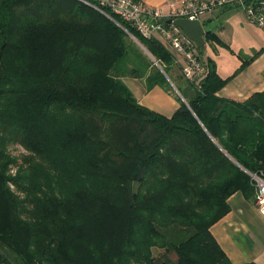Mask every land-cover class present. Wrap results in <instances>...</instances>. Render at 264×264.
Listing matches in <instances>:
<instances>
[{
    "label": "trees",
    "instance_id": "trees-1",
    "mask_svg": "<svg viewBox=\"0 0 264 264\" xmlns=\"http://www.w3.org/2000/svg\"><path fill=\"white\" fill-rule=\"evenodd\" d=\"M107 13L123 28L79 0H0V264H231L210 228L256 194L264 91L221 98L211 66L189 83ZM176 67L169 118L122 81L173 92Z\"/></svg>",
    "mask_w": 264,
    "mask_h": 264
},
{
    "label": "crops",
    "instance_id": "crops-1",
    "mask_svg": "<svg viewBox=\"0 0 264 264\" xmlns=\"http://www.w3.org/2000/svg\"><path fill=\"white\" fill-rule=\"evenodd\" d=\"M138 1L164 13L180 4V0ZM243 13L239 5H228L200 19L205 32L203 47L208 43L212 48L210 56L200 59L207 71L211 66L221 79L230 78L217 95L235 102H243L254 93L264 91V31L246 22ZM207 33L212 37L205 38ZM229 57L236 60L225 70L222 67ZM171 76L173 92L160 86L148 90L147 76L142 79L124 77L122 81L139 105L169 118L182 99L176 86H186L178 67L171 71ZM227 203L228 213L210 228L211 234L231 264H264V217L256 206L255 195L236 192Z\"/></svg>",
    "mask_w": 264,
    "mask_h": 264
},
{
    "label": "built area",
    "instance_id": "built-area-1",
    "mask_svg": "<svg viewBox=\"0 0 264 264\" xmlns=\"http://www.w3.org/2000/svg\"><path fill=\"white\" fill-rule=\"evenodd\" d=\"M228 5H239L247 19L264 31V0H180L178 7L170 8L166 13L138 0H96L95 9L122 27L106 13L110 12L145 38H161L178 58L175 63L184 79L197 85L206 76L207 67L200 59L196 45L179 27L167 21L177 18L200 21L214 9ZM251 178L256 188L255 203L264 217V176L251 175Z\"/></svg>",
    "mask_w": 264,
    "mask_h": 264
},
{
    "label": "water",
    "instance_id": "water-1",
    "mask_svg": "<svg viewBox=\"0 0 264 264\" xmlns=\"http://www.w3.org/2000/svg\"><path fill=\"white\" fill-rule=\"evenodd\" d=\"M167 23L168 24L173 23L175 26L179 27L185 33V35L196 45L198 49H201L203 47L205 32L199 20H189L185 18H177L174 20H168ZM128 35L151 58V56L145 50V48L131 34L128 33ZM159 69L161 70V68Z\"/></svg>",
    "mask_w": 264,
    "mask_h": 264
},
{
    "label": "rangeland",
    "instance_id": "rangeland-1",
    "mask_svg": "<svg viewBox=\"0 0 264 264\" xmlns=\"http://www.w3.org/2000/svg\"><path fill=\"white\" fill-rule=\"evenodd\" d=\"M79 1L83 2L85 5H87V6H89V7H92L93 9H95V4H92V3H90V2H88V1H86V0H79ZM106 13H107V12H106ZM243 15H244V18H245L246 22H248V23L254 25L253 23H251V22L247 19L246 15H245L244 13H243ZM254 26H256V25H254ZM256 27H257V26H256ZM129 34H130V33H129ZM211 51H212V48H211L210 44H208V43H207L204 47H202L201 49H198V50H197V52H198L200 58H202V59L207 58L208 55L210 56ZM224 56H225V55H224ZM226 57H227V56H226ZM232 58H234V57H229V58L225 61V65H223V67H222L223 69L228 70V68L230 69V68L233 66V60H236V59H232ZM153 64H156V63L154 62ZM156 66H157V65H156ZM157 67H159V66H157ZM159 68H160V67H159ZM13 172H14V171H13ZM254 175H256V174H254ZM262 175H264V173H260L258 176H262Z\"/></svg>",
    "mask_w": 264,
    "mask_h": 264
}]
</instances>
